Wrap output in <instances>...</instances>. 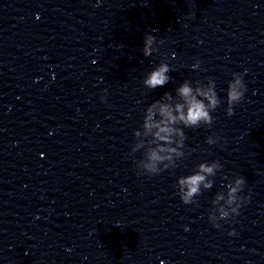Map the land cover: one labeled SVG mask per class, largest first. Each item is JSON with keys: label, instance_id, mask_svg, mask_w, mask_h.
Returning a JSON list of instances; mask_svg holds the SVG:
<instances>
[{"label": "clouds", "instance_id": "9594fccd", "mask_svg": "<svg viewBox=\"0 0 264 264\" xmlns=\"http://www.w3.org/2000/svg\"><path fill=\"white\" fill-rule=\"evenodd\" d=\"M163 44L164 41H157L156 37L152 34H147L143 38L142 52L144 57L151 56L154 52H158L159 48L154 47L155 44ZM200 66V62L197 60L192 65V68ZM172 71L170 65L166 62H160L158 66L150 70L143 79V84L149 90H154L157 87H163L170 81L168 73ZM206 87L198 86L196 83L187 80L183 81L176 89V94L180 97L174 105L171 103H165L162 101H171L173 94L165 92L162 98H159L151 102L146 107V115L142 118V126L148 133H153L154 137L146 136V142L151 144L150 150H143L141 145L137 144L134 148H131V152L136 153L142 151V158L135 160V170L142 165V170H136L138 175H158L163 170L161 165L166 160H171L170 155H161V153H180L176 152L175 147L160 146L166 142H170L172 134L180 136L186 139V133L184 129L198 128L201 125L211 126L214 121L212 112L215 111L221 105V99L216 91V83L213 78L204 82ZM226 90V114L228 116L234 115V106L239 104L244 99L247 86L244 82L243 74L234 72L231 75V79L227 82ZM195 90V91H194ZM107 91L106 89L104 90ZM102 100L105 97H101ZM179 124V127H177ZM138 134V133H137ZM220 140L218 136H208L206 143L209 145L216 144ZM183 143V141L179 142ZM221 166L219 161H212L209 164L202 163L199 165V171L194 174L182 176L178 179L177 193L180 200L185 205H195L193 200L201 192V185L205 189L212 187V182H206V175L214 176L215 169ZM246 181L243 176H237L234 181V186H229L227 191V204L230 207V211L226 209H219L216 211L208 212L209 222L216 228H222L221 221L233 219L239 215V210L243 205H246L250 201L251 193L247 195L243 194ZM223 196H217L216 200H223ZM212 203H215L213 201ZM211 203V204H212ZM211 208V207H210ZM209 208V209H210ZM235 230L229 232V235H235Z\"/></svg>", "mask_w": 264, "mask_h": 264}]
</instances>
